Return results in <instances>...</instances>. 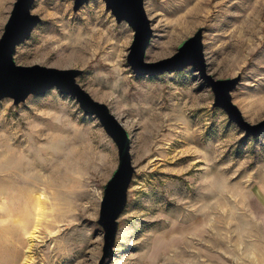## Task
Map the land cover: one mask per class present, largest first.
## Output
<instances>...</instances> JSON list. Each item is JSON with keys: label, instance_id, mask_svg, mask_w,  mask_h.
<instances>
[{"label": "rangeland", "instance_id": "1", "mask_svg": "<svg viewBox=\"0 0 264 264\" xmlns=\"http://www.w3.org/2000/svg\"><path fill=\"white\" fill-rule=\"evenodd\" d=\"M74 4L36 0L41 23L14 60L81 71L77 83L129 134L134 173L110 264H264V133L246 136L192 67L135 75L133 29L104 0ZM145 10L146 61L202 30L208 74L238 78L234 104L264 121V0H145ZM118 165L115 142L71 96L1 100L0 264H100Z\"/></svg>", "mask_w": 264, "mask_h": 264}, {"label": "water", "instance_id": "2", "mask_svg": "<svg viewBox=\"0 0 264 264\" xmlns=\"http://www.w3.org/2000/svg\"><path fill=\"white\" fill-rule=\"evenodd\" d=\"M35 1L16 0L1 35L0 101L11 98L15 104H19L31 95L39 96L56 89L74 98L85 114L95 116L115 142L118 148L119 165L106 187L99 221L104 231L103 257L100 264H110L114 254L118 219L127 204V192L134 173L130 153L131 139L110 109L105 104L95 101L77 83L81 71L60 70L39 65L24 67L15 63L14 55L17 47L26 42L41 23V18L33 14ZM89 1L91 0H74V9L78 10ZM104 1L116 20L126 22L134 31V40L127 63L135 75L154 76L167 71H181L186 67H192L213 91L215 106L223 109L230 121L235 123L246 136L257 137L264 133V121L255 125L250 124L233 102L231 93L235 90L239 79L217 80L208 74L202 30L182 43L172 57L151 63L146 61V53L152 40L153 30L145 10V0Z\"/></svg>", "mask_w": 264, "mask_h": 264}, {"label": "crops", "instance_id": "3", "mask_svg": "<svg viewBox=\"0 0 264 264\" xmlns=\"http://www.w3.org/2000/svg\"><path fill=\"white\" fill-rule=\"evenodd\" d=\"M15 2L16 0H0V30L5 27L8 21L6 15L8 14L9 6L11 5L13 9V5Z\"/></svg>", "mask_w": 264, "mask_h": 264}]
</instances>
